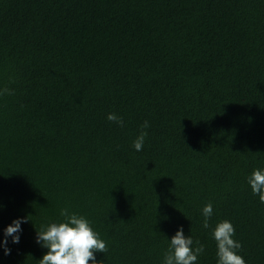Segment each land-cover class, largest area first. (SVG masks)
<instances>
[{
	"label": "trees",
	"instance_id": "1",
	"mask_svg": "<svg viewBox=\"0 0 264 264\" xmlns=\"http://www.w3.org/2000/svg\"><path fill=\"white\" fill-rule=\"evenodd\" d=\"M256 168L264 0H0V238L28 219L0 264H39L35 230L62 208L105 241L101 264H161L179 226L216 264L222 220L264 264Z\"/></svg>",
	"mask_w": 264,
	"mask_h": 264
},
{
	"label": "clouds",
	"instance_id": "2",
	"mask_svg": "<svg viewBox=\"0 0 264 264\" xmlns=\"http://www.w3.org/2000/svg\"><path fill=\"white\" fill-rule=\"evenodd\" d=\"M7 91V90H4ZM109 121L122 124L123 121L115 113L106 116ZM145 121L142 129L148 127ZM147 133L141 131L133 141V148L140 151L143 148ZM246 182L251 193L258 198V202L264 205V168L254 169L247 177ZM3 205H0V210ZM59 215L63 217L60 222H50L41 225L40 230H35L34 242L45 253L38 260L39 264H101L96 257L97 253L106 251V243L99 234L93 230L90 221L83 215L69 212L67 208L60 209ZM213 215V206L209 202L201 209V226L209 229V218ZM26 216L17 217L3 229L0 238V250L3 255L10 254L9 244H18L22 233V224L27 223ZM235 229L231 221H219L210 230L211 239L216 246V264H246L244 258L238 254L241 244L234 237ZM168 241L167 249L161 260V264H197L199 256L204 252V245L193 247L190 235L185 236L182 226Z\"/></svg>",
	"mask_w": 264,
	"mask_h": 264
}]
</instances>
